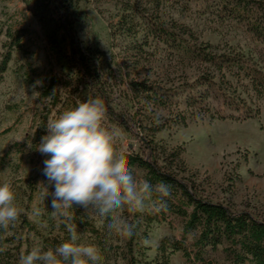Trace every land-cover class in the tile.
I'll use <instances>...</instances> for the list:
<instances>
[{"label": "rangeland", "instance_id": "374dc122", "mask_svg": "<svg viewBox=\"0 0 264 264\" xmlns=\"http://www.w3.org/2000/svg\"><path fill=\"white\" fill-rule=\"evenodd\" d=\"M31 1L0 0V63L14 41L9 38V31L19 32L22 37L20 47L13 46L8 71L0 80V184L11 183L16 205L36 224L40 235L23 230L20 220L10 226L0 242V252L5 254L2 264H14L20 259L19 251L27 255L35 247L50 249L55 239V246L66 240L61 227L64 220L53 213L51 195L45 197V187L49 193L54 191V184L49 185L43 174V162L50 155L41 154L36 148L41 136L46 134L49 119L94 97L103 98L107 106L104 126L120 132L117 144L121 152L138 151L135 136H149L152 128L163 126L156 141L169 151L184 149L183 159L191 175L212 201L229 205L236 211L247 208L264 219V94L259 98L249 79L235 71L220 73L211 69L217 77L225 78L229 90L236 91L249 105L260 110L258 119L243 123L220 121L210 114L199 117V113L183 104L157 108L133 92V101L129 98L132 82L169 88L193 81L209 70L205 65L180 58L148 38L141 25L143 16L166 26L177 23L194 32L200 42L220 50L231 47L241 51L252 57L264 72L263 44L237 24H221L213 15L188 5L186 0H84L77 11L85 16L79 27L80 35L100 41L108 53L107 61L99 67V82L90 85L76 72L64 69L62 61L50 50L38 20L29 10ZM124 3L136 8L133 15L137 19V31L130 37L118 26ZM66 54L70 55L69 49ZM54 77L59 84L54 89L58 92L57 102L41 97L42 90ZM37 81L42 86L38 85L35 89L38 93L33 94L32 86ZM182 117L186 120L185 126L178 125ZM132 173L143 179L140 171L132 170ZM78 210L86 216L85 220L95 224L104 240L100 243L76 229L79 242L97 246L103 264H125L126 238L104 227L95 211L73 206L64 217ZM140 215L139 261L141 264L161 262L158 259L161 240L179 239L182 221L173 217L159 221L157 214L148 212ZM211 259L214 264H223L221 249ZM170 264H185V259L177 253L171 257Z\"/></svg>", "mask_w": 264, "mask_h": 264}, {"label": "trees", "instance_id": "16d2710c", "mask_svg": "<svg viewBox=\"0 0 264 264\" xmlns=\"http://www.w3.org/2000/svg\"><path fill=\"white\" fill-rule=\"evenodd\" d=\"M84 0H32L29 10L42 28L44 38L55 53L58 61L63 63L69 73L76 72L90 85L100 79L99 67L107 61L108 53L100 41L85 39L80 35L79 27L85 18L77 12ZM188 5H195L198 11L213 15L223 23H234L264 45V0H186ZM124 14L118 26L130 37L136 33L137 19L133 15L135 6L122 4ZM76 9V11H75ZM141 25L146 29L148 38L162 45L166 50L184 60L196 62L209 67L193 81H186L173 87H162L147 82H132L129 98L133 101L132 92L138 97H145L157 108L183 104L189 110L199 113V117L210 114L220 121L247 122L261 116L259 109L249 105L236 91L227 88L225 78L217 77L212 72L223 73L235 71L244 75L253 84V89L261 98L264 94V72L255 60L231 47L220 50L211 44L200 42L194 32L174 23L166 26L143 16ZM133 27V28H132ZM8 51L0 63V80L8 71L12 60L13 46L21 45L19 32L9 31ZM70 50V55L66 51ZM58 79L54 77L47 88L42 90L41 97L58 101ZM57 104V103H56ZM178 125H186L185 118H179ZM127 131H131L125 126ZM142 127V126H141ZM163 126L150 130L149 136L137 134L138 151L121 152L128 160L129 170L140 171L143 179L153 184L163 182L171 187V196L167 199V211L157 214L159 221L170 217L181 220L179 239L165 237L158 247V259L155 264H170L173 255L181 253L185 264H214L211 259L221 249L223 264H264V219L256 216L247 208L234 210L229 205L212 201L198 184L183 159L184 149L179 147L169 151L156 141V135L163 131ZM72 216H61L62 232L69 240L71 234L67 226L72 225L79 232L94 237L104 243L103 236L95 224L85 220L86 216L78 210ZM133 225V235L125 240V264H141L137 256L139 250V231L141 228L140 213H123ZM104 227H108L109 217L101 216ZM21 228L34 235H40L35 223L27 215L19 218ZM152 220L150 223H152ZM0 228V242L7 234ZM65 240V241H66ZM64 241V242H65ZM57 240L50 243L55 248ZM189 242L190 245H189ZM18 255H23L17 252ZM5 254L0 252V264ZM14 264H19V260Z\"/></svg>", "mask_w": 264, "mask_h": 264}, {"label": "clouds", "instance_id": "9594fccd", "mask_svg": "<svg viewBox=\"0 0 264 264\" xmlns=\"http://www.w3.org/2000/svg\"><path fill=\"white\" fill-rule=\"evenodd\" d=\"M33 87V94L37 86ZM107 106L100 97L86 99L47 121L36 150L48 154L43 174L54 184L51 208L56 215L67 216L73 207L95 211L109 217L108 227L122 238H131L133 225L123 213L159 214L167 211L171 187L137 178L129 170L127 157L117 150L120 132L104 126ZM11 183L0 184V228L14 226L23 210L15 203ZM69 240L55 248H33L21 255L19 264H103L100 249L80 243L75 227L69 226ZM2 250V249H0Z\"/></svg>", "mask_w": 264, "mask_h": 264}]
</instances>
